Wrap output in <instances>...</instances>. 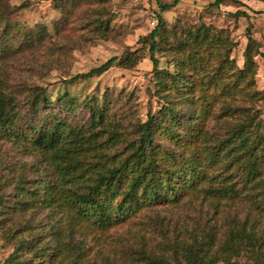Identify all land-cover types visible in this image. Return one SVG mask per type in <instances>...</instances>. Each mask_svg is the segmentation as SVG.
I'll return each instance as SVG.
<instances>
[{"label": "trees", "instance_id": "16d2710c", "mask_svg": "<svg viewBox=\"0 0 264 264\" xmlns=\"http://www.w3.org/2000/svg\"><path fill=\"white\" fill-rule=\"evenodd\" d=\"M177 1L158 2L156 23L138 47L67 81L88 80L113 64L135 68L147 54L154 81L149 91L159 109L142 121L118 114L123 94L112 89L96 88L82 99L64 90L51 100L35 85L21 83L11 91L0 72V139L24 146L38 162L34 177H20L11 190L0 191V206L23 217L36 209L56 215L44 224L28 218L14 224L0 209V229L15 242L0 264H96L85 254L98 252L90 241L106 243L111 229L143 209L179 204L189 192L190 199L202 197L214 207L246 206L253 219L233 221L219 238L213 225L194 224L172 237L165 232L152 248L123 246L122 257L135 258V264H264V115L243 103L255 93L264 99V89L254 90L255 56L263 44L248 26L240 67L231 57L236 42L228 30L166 21L161 12ZM74 2L53 0L64 18ZM6 6L0 0V22L10 13ZM230 16L248 14L237 10ZM47 28L0 24V63L41 49ZM110 29L99 16L89 28L102 39ZM105 261L100 264H121Z\"/></svg>", "mask_w": 264, "mask_h": 264}, {"label": "rangeland", "instance_id": "374dc122", "mask_svg": "<svg viewBox=\"0 0 264 264\" xmlns=\"http://www.w3.org/2000/svg\"><path fill=\"white\" fill-rule=\"evenodd\" d=\"M2 1L8 6L5 10L10 13L0 22L1 25L15 23L35 29L38 24H43L50 32L41 49H27L0 63V72L3 70V77L11 91L21 83L35 85L44 89L47 96L54 100L64 90L82 99L91 95L96 88H108L114 93L123 94L124 103L118 114H124L133 121H142L149 110L156 112L159 109L149 91L154 81L147 54L135 68L127 69L113 64L88 80L67 81L76 73L86 72L111 57H120L128 48L138 47V39L156 23L154 11L158 10V2L171 3L173 0H75L66 18L62 8L54 6L53 0ZM211 1L178 0L168 11L161 12V15L169 23L179 19L195 24L204 22L228 30L230 39L236 42L231 57L240 67L247 42L245 30L249 26L252 37L263 44L255 56L257 73L254 77V90L263 91L264 0H226L218 8H209ZM237 10L248 14V17L230 16ZM95 16L108 20L112 29L107 39L99 38L89 30ZM54 24L58 29L54 28L53 31ZM243 103L264 115V99L260 94L255 93ZM207 125L213 126L214 120H209ZM37 163L35 155L24 146L0 139V191L11 190V184L20 177H34L32 170ZM189 193L179 204L154 205L143 209L134 218L111 229L106 243L99 241L93 245L94 242L90 241L93 251L98 252L85 251V254L94 258L96 264L106 262L105 257L117 259L121 264H135V258L122 257L120 252L124 250L123 246L125 249L139 248L142 245L146 249L152 248L161 241L163 233L168 232L169 237L178 233L185 235L194 224H199L202 228L213 225L212 230L219 238L233 221L253 219V213L246 206L217 204L214 207L202 197L190 199ZM5 204L10 206L8 202ZM0 209L4 210V216L14 224H19L24 218L36 224H44L49 217L53 220L54 216L56 218L53 212L46 209L27 212L24 217L12 215L1 206ZM6 239L0 229V262L14 248V240ZM87 244L89 245V241ZM118 256L121 257L120 260Z\"/></svg>", "mask_w": 264, "mask_h": 264}]
</instances>
